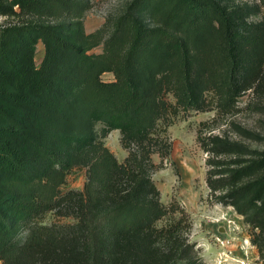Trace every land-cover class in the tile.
<instances>
[{
    "label": "trees",
    "instance_id": "obj_1",
    "mask_svg": "<svg viewBox=\"0 0 264 264\" xmlns=\"http://www.w3.org/2000/svg\"><path fill=\"white\" fill-rule=\"evenodd\" d=\"M83 12L75 0H0V15L16 18L0 25V259L204 264L188 212L161 200L151 154L170 153L159 133L169 113L205 110L209 90L231 106L253 87L264 28L218 0H131L94 53L105 31L87 33ZM114 129L137 148L124 162L101 140ZM198 139L210 152V189L244 217L264 259V151L220 134ZM224 154L250 157L223 167ZM82 165L84 190L60 193L66 173ZM51 210L76 221L43 223Z\"/></svg>",
    "mask_w": 264,
    "mask_h": 264
},
{
    "label": "rangeland",
    "instance_id": "obj_2",
    "mask_svg": "<svg viewBox=\"0 0 264 264\" xmlns=\"http://www.w3.org/2000/svg\"><path fill=\"white\" fill-rule=\"evenodd\" d=\"M84 5L82 18L87 33L104 30V39L92 47L90 52L101 53L104 41L115 19L126 10L131 0H75ZM232 10H238L249 24L264 28V0H218ZM18 9V8H16ZM16 18L0 15V25ZM44 44L37 43L36 60L39 63L44 55ZM106 81L115 79L112 72H104ZM167 99L176 101L172 92ZM221 95L216 90L206 92L205 110L190 109L169 113L161 123L159 133L167 137L170 153L164 155L161 148L151 154L154 167L151 176L161 191V200L169 205L179 204L188 212L193 223L190 234L200 249L204 264H264L257 247L252 242L250 226L232 205L223 204L216 199L207 176L210 168L207 159L210 152L205 150L198 139L220 134L231 142L244 145L248 151H264V60L258 80L253 87L243 91L234 104L223 105ZM101 123L97 127L100 129ZM167 129L166 131L164 129ZM119 129L110 131L101 140L119 162H124L130 151L136 147H124ZM138 152V151H137ZM250 157L249 155L224 154L218 158L224 161L223 167L231 166V161ZM87 166L70 169L64 181L58 186L60 193L71 190H84L87 182ZM76 218L64 216L51 210L46 212L43 223H72ZM223 229V230H222ZM217 236L223 238L221 243ZM207 249V251H206ZM0 264L3 261L0 259Z\"/></svg>",
    "mask_w": 264,
    "mask_h": 264
},
{
    "label": "built area",
    "instance_id": "obj_3",
    "mask_svg": "<svg viewBox=\"0 0 264 264\" xmlns=\"http://www.w3.org/2000/svg\"><path fill=\"white\" fill-rule=\"evenodd\" d=\"M216 239L219 240L221 243L224 242L223 238H221L220 236H217Z\"/></svg>",
    "mask_w": 264,
    "mask_h": 264
},
{
    "label": "crops",
    "instance_id": "obj_4",
    "mask_svg": "<svg viewBox=\"0 0 264 264\" xmlns=\"http://www.w3.org/2000/svg\"><path fill=\"white\" fill-rule=\"evenodd\" d=\"M206 251H207V249H206Z\"/></svg>",
    "mask_w": 264,
    "mask_h": 264
},
{
    "label": "water",
    "instance_id": "obj_5",
    "mask_svg": "<svg viewBox=\"0 0 264 264\" xmlns=\"http://www.w3.org/2000/svg\"><path fill=\"white\" fill-rule=\"evenodd\" d=\"M223 230V229H222Z\"/></svg>",
    "mask_w": 264,
    "mask_h": 264
}]
</instances>
